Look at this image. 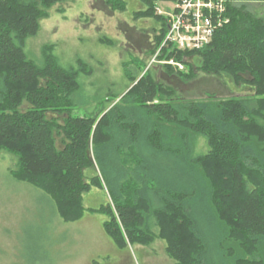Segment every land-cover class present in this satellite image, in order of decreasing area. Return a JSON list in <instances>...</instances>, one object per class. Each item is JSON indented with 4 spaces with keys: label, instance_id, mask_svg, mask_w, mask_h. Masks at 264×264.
<instances>
[{
    "label": "trees",
    "instance_id": "16d2710c",
    "mask_svg": "<svg viewBox=\"0 0 264 264\" xmlns=\"http://www.w3.org/2000/svg\"><path fill=\"white\" fill-rule=\"evenodd\" d=\"M67 1L0 0V150L18 158L13 178L47 194L64 221L81 218L83 194L104 187L112 204L91 211L109 217L105 231L120 248L160 238L175 264H264V17L251 4L264 0H228L230 21L208 45L162 52L188 67L162 66L168 75L225 74L249 95L185 99L150 70L142 74L134 57L123 62L133 85L84 116L74 115L73 97L93 68L82 59L62 66L53 44L43 46L42 65L24 50L48 10ZM165 1L177 0H141L134 11L159 24L151 54L166 35L156 10Z\"/></svg>",
    "mask_w": 264,
    "mask_h": 264
},
{
    "label": "rangeland",
    "instance_id": "374dc122",
    "mask_svg": "<svg viewBox=\"0 0 264 264\" xmlns=\"http://www.w3.org/2000/svg\"><path fill=\"white\" fill-rule=\"evenodd\" d=\"M125 1L124 12L112 11L102 0L58 3L40 21L38 33L27 39L24 50L38 65L44 62L43 46L53 44L62 66L75 67L82 59L93 68L91 74L80 75L82 89L73 97L74 115H90L117 102L120 98L114 102L110 99L133 85L125 77L123 62L134 57L141 58L138 65L142 74L150 70L185 99L248 94L225 74L198 72L195 78L185 81L159 71L158 65L151 63L150 53L154 41L150 27L155 22L134 17V11L145 7L141 0ZM251 4L253 11L264 17V2ZM101 37L109 38L113 44L101 43ZM27 106L25 102L23 109ZM198 143V149L205 151L204 140ZM57 145L62 147L60 138ZM17 159L0 150V264H175L167 255L166 242L160 238L148 245L120 248L105 231L104 222L109 219L105 213L95 212L105 218L104 222L84 214L78 220L64 221L47 194L13 178L10 172L17 169ZM89 172L86 170L87 177ZM109 203L112 204L110 196Z\"/></svg>",
    "mask_w": 264,
    "mask_h": 264
},
{
    "label": "built area",
    "instance_id": "2783aa9c",
    "mask_svg": "<svg viewBox=\"0 0 264 264\" xmlns=\"http://www.w3.org/2000/svg\"><path fill=\"white\" fill-rule=\"evenodd\" d=\"M227 4L228 0L159 2L156 10L165 17L167 31L163 42L153 53L151 63L160 66L172 65L182 70L185 63L162 55L163 50L171 46V52L172 49L194 51L208 45L216 30L230 21Z\"/></svg>",
    "mask_w": 264,
    "mask_h": 264
},
{
    "label": "crops",
    "instance_id": "0c3cea01",
    "mask_svg": "<svg viewBox=\"0 0 264 264\" xmlns=\"http://www.w3.org/2000/svg\"><path fill=\"white\" fill-rule=\"evenodd\" d=\"M148 19H152L153 22H155V23L151 22L152 27H150V28H153V32H154V29L159 27V24L153 18H148ZM158 67H159L160 71L163 69L162 66H158ZM89 171H90L89 176H94L97 174L96 170H94V169H91ZM88 178H90V177H88ZM83 202H84L85 208H87V210L84 213L85 217L94 216L97 219L99 218L101 220V222H104L105 218H101L100 214L91 211L92 208H99L102 205H106L109 203V195H108V192L104 188L93 186L89 191H87L86 193L83 194Z\"/></svg>",
    "mask_w": 264,
    "mask_h": 264
},
{
    "label": "flooded vegetation",
    "instance_id": "af4514ba",
    "mask_svg": "<svg viewBox=\"0 0 264 264\" xmlns=\"http://www.w3.org/2000/svg\"><path fill=\"white\" fill-rule=\"evenodd\" d=\"M160 71V70H159ZM161 71H164L166 74H167V72L165 71V70H161ZM172 75H174V74H172ZM172 75H169V76H172ZM158 77H160V75L158 74ZM158 79H160V78H158ZM165 81V80H164Z\"/></svg>",
    "mask_w": 264,
    "mask_h": 264
},
{
    "label": "bare ground",
    "instance_id": "6f19581e",
    "mask_svg": "<svg viewBox=\"0 0 264 264\" xmlns=\"http://www.w3.org/2000/svg\"><path fill=\"white\" fill-rule=\"evenodd\" d=\"M25 113V112H24Z\"/></svg>",
    "mask_w": 264,
    "mask_h": 264
}]
</instances>
